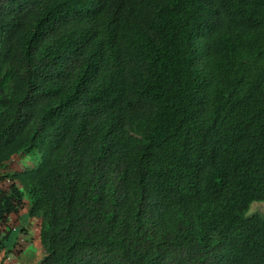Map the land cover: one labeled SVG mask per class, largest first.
Segmentation results:
<instances>
[{
  "label": "trees",
  "instance_id": "obj_1",
  "mask_svg": "<svg viewBox=\"0 0 264 264\" xmlns=\"http://www.w3.org/2000/svg\"><path fill=\"white\" fill-rule=\"evenodd\" d=\"M259 201L264 0H0V264H264Z\"/></svg>",
  "mask_w": 264,
  "mask_h": 264
},
{
  "label": "crops",
  "instance_id": "obj_2",
  "mask_svg": "<svg viewBox=\"0 0 264 264\" xmlns=\"http://www.w3.org/2000/svg\"><path fill=\"white\" fill-rule=\"evenodd\" d=\"M11 222L16 227L7 242L8 251L3 264H41L44 256L40 234L41 221L30 218L26 208L18 219L14 218Z\"/></svg>",
  "mask_w": 264,
  "mask_h": 264
},
{
  "label": "rangeland",
  "instance_id": "obj_3",
  "mask_svg": "<svg viewBox=\"0 0 264 264\" xmlns=\"http://www.w3.org/2000/svg\"><path fill=\"white\" fill-rule=\"evenodd\" d=\"M39 159H40L39 154H32V155L20 154L8 164V168L5 169L3 172L13 173L26 168L34 167L36 163L39 162ZM250 213L264 214V201L254 202L251 206Z\"/></svg>",
  "mask_w": 264,
  "mask_h": 264
}]
</instances>
